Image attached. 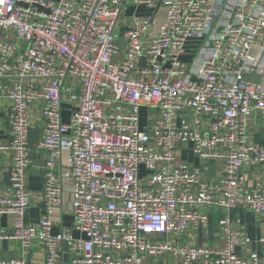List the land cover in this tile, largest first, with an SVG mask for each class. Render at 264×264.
<instances>
[{"label":"built area","instance_id":"2783aa9c","mask_svg":"<svg viewBox=\"0 0 264 264\" xmlns=\"http://www.w3.org/2000/svg\"><path fill=\"white\" fill-rule=\"evenodd\" d=\"M130 5L152 12L130 22L122 47ZM0 99L10 103L0 149L12 156L0 215L14 220L0 241L23 247L0 264H26L34 239L41 264H59L64 243L68 264H264L231 216H264L254 124L264 117V0H0ZM34 109L46 160L43 214L31 224ZM65 195L74 225L54 234ZM211 208L222 210L223 243L185 241Z\"/></svg>","mask_w":264,"mask_h":264},{"label":"crops","instance_id":"0c3cea01","mask_svg":"<svg viewBox=\"0 0 264 264\" xmlns=\"http://www.w3.org/2000/svg\"><path fill=\"white\" fill-rule=\"evenodd\" d=\"M152 10L143 6L130 5L121 15L120 25L117 29L119 44L124 47L126 45L124 39V33L130 24V22L136 17L141 18L146 14L151 13ZM184 60H190V55L185 54ZM10 103L7 99H0V143L7 142L9 140V126L6 119L7 109ZM40 108V107H38ZM68 110L64 107L63 112ZM69 113V111H67ZM65 119L69 120V114ZM262 124V130L256 133V139L264 141V117L261 116L255 120L254 124ZM41 117L38 109L32 110L31 117V131H30V144H31V156L32 163L28 169V189L33 194V202L28 209L24 221L26 223H37L43 214V203L40 200V194L43 191L44 186V174H45V160L46 152L37 148V144L41 138ZM259 141V140H258ZM182 158L190 162L191 164H200L199 158L194 156L190 152H182ZM10 151H4L0 149V187L4 190L9 185L8 168L11 163ZM63 162L66 161V156H63ZM222 216V210L219 208H211L209 212V222L206 226L198 230H190L183 239L193 244H206L211 246L221 245L223 243L220 229L218 227V220ZM233 221L237 226H244L247 234L252 239V244L249 250H254L259 253L264 252V243L259 239L264 236V216L261 214L249 211L244 207H237L231 211ZM60 220H57L52 232L54 234L59 233L62 228H72L74 225V215L70 208V198L65 195V202L62 209V215L59 216ZM14 224V220L11 216L0 215V228H11ZM75 236H80L79 232H74ZM64 248V247H63ZM22 243L18 240H3L0 241V256L5 258L20 257L22 254ZM64 254V252H63ZM46 250L38 239H34L32 245L26 256V264H41L45 258ZM59 264H65L62 256Z\"/></svg>","mask_w":264,"mask_h":264},{"label":"water","instance_id":"95a60500","mask_svg":"<svg viewBox=\"0 0 264 264\" xmlns=\"http://www.w3.org/2000/svg\"><path fill=\"white\" fill-rule=\"evenodd\" d=\"M64 254H63V258H64V263L68 264L69 263V253H68V246L67 243H64Z\"/></svg>","mask_w":264,"mask_h":264},{"label":"rangeland","instance_id":"374dc122","mask_svg":"<svg viewBox=\"0 0 264 264\" xmlns=\"http://www.w3.org/2000/svg\"><path fill=\"white\" fill-rule=\"evenodd\" d=\"M194 48L192 47V46H190L189 47V50L190 51H192ZM196 50V49H195ZM64 107H66L68 110H66L65 112H64V120L65 121H67V119H65V117H67L68 116V114H70V107H71V105L68 103V102H65L64 103ZM67 111H69V113H67Z\"/></svg>","mask_w":264,"mask_h":264},{"label":"trees","instance_id":"16d2710c","mask_svg":"<svg viewBox=\"0 0 264 264\" xmlns=\"http://www.w3.org/2000/svg\"><path fill=\"white\" fill-rule=\"evenodd\" d=\"M259 141H261V142H264V141H262V140H260V139H258Z\"/></svg>","mask_w":264,"mask_h":264}]
</instances>
